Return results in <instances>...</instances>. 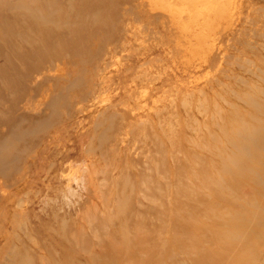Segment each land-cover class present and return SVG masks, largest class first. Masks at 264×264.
Masks as SVG:
<instances>
[{"label": "rangeland", "instance_id": "obj_1", "mask_svg": "<svg viewBox=\"0 0 264 264\" xmlns=\"http://www.w3.org/2000/svg\"><path fill=\"white\" fill-rule=\"evenodd\" d=\"M97 7L0 0V264H264V192L225 211L218 125L264 80L257 15L209 78L147 2Z\"/></svg>", "mask_w": 264, "mask_h": 264}, {"label": "bare ground", "instance_id": "obj_2", "mask_svg": "<svg viewBox=\"0 0 264 264\" xmlns=\"http://www.w3.org/2000/svg\"><path fill=\"white\" fill-rule=\"evenodd\" d=\"M95 1L99 9L102 3L107 2L111 5L116 0ZM141 1L147 2L149 9L161 11L165 15L167 21L161 23L166 29L170 31L175 29L179 32L180 39L183 41L182 57L188 58L186 59L188 66H190L191 59L197 60V62H192L193 65L191 64L196 73L205 70L206 77L210 78L213 70L221 73L227 65L234 64L235 66L240 61V56L229 51L236 48L235 34L240 38L246 34L244 24L249 21L252 14L257 15V20L249 28L252 32V40L245 41V45L252 52L254 50L264 52V9L262 13H259L262 9L254 7V3L252 4L254 0ZM195 32L197 34H193ZM243 60L250 66L258 65L254 58L246 57ZM187 65L184 66L188 67ZM238 66L244 67L245 65L238 64ZM245 71L250 72L248 65ZM259 82L260 86L253 89L254 95L237 96L239 103L236 104L240 108L230 109L223 117L222 123L218 124L222 141L221 200L225 211L234 212L236 216L249 211L247 209L237 211L240 206L244 207L237 197V192H241L242 187L249 185L253 192H258V194L264 192V80ZM90 106L95 107L93 103ZM216 114L221 113L216 111ZM253 207L257 210L258 223L262 222L264 210L258 205ZM230 215L226 213V221L232 219ZM248 231L245 229L244 233Z\"/></svg>", "mask_w": 264, "mask_h": 264}]
</instances>
